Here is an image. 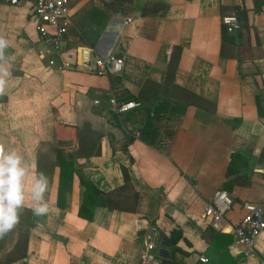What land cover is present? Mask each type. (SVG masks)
<instances>
[{
	"label": "crops",
	"instance_id": "obj_1",
	"mask_svg": "<svg viewBox=\"0 0 264 264\" xmlns=\"http://www.w3.org/2000/svg\"><path fill=\"white\" fill-rule=\"evenodd\" d=\"M34 1L0 0V144L24 161L28 220L26 238L0 239V261L23 249L11 264H138L155 228L168 241L180 231L173 252L169 241L173 264H261L264 232L249 257L231 247L242 205L264 197V0L257 12L254 0H70L60 56L35 29ZM235 6L250 30L223 33ZM107 56L123 59L120 75H96L93 60ZM61 60L75 69L57 70ZM110 95L141 106L117 114ZM149 129L153 139L141 134ZM57 152L73 163L61 196ZM235 154L248 168L227 173ZM39 172L44 215L28 195ZM81 179L103 202L82 217ZM230 184L233 206L213 223L205 205Z\"/></svg>",
	"mask_w": 264,
	"mask_h": 264
},
{
	"label": "built area",
	"instance_id": "obj_2",
	"mask_svg": "<svg viewBox=\"0 0 264 264\" xmlns=\"http://www.w3.org/2000/svg\"><path fill=\"white\" fill-rule=\"evenodd\" d=\"M26 0H9L11 5H18ZM33 16L36 19L35 29L41 39L46 41L55 55L60 56L63 51V43L69 27L70 0H35L33 4ZM221 25L226 33H237L240 25L234 15L221 17ZM94 72L98 76L120 75L124 61L115 56L99 57L92 63ZM75 63L61 60L57 64V70H74ZM111 109L117 114L134 111L141 104L136 101H119L113 96H108ZM98 104V101H95ZM233 201L230 195L223 190L216 191L210 202L205 205L204 217L213 223H218L231 210ZM245 213L233 229L234 242L231 247L236 251L238 247L243 249L244 257L253 253L255 239L264 232V197L258 203L245 202L242 205ZM160 242V233L153 228L146 234L142 241L138 264H160L157 250ZM199 261L206 262L203 257ZM264 264V261L261 262Z\"/></svg>",
	"mask_w": 264,
	"mask_h": 264
},
{
	"label": "clouds",
	"instance_id": "obj_3",
	"mask_svg": "<svg viewBox=\"0 0 264 264\" xmlns=\"http://www.w3.org/2000/svg\"><path fill=\"white\" fill-rule=\"evenodd\" d=\"M7 46L8 41L0 37V58ZM7 74V71L0 67V93L4 91V76ZM25 176L26 168L22 157L15 150L6 151L4 145L0 144V238L11 232L19 223L26 197ZM35 177L28 195L33 202V213L44 215L48 212V204L44 199L48 180L43 172L37 173Z\"/></svg>",
	"mask_w": 264,
	"mask_h": 264
},
{
	"label": "trees",
	"instance_id": "obj_4",
	"mask_svg": "<svg viewBox=\"0 0 264 264\" xmlns=\"http://www.w3.org/2000/svg\"><path fill=\"white\" fill-rule=\"evenodd\" d=\"M263 4V0H254V11H260V6ZM233 15L237 18L239 25H240V30L237 32V34L241 33L242 31L248 32L250 30V26L248 25V19H247V10L243 6H235L232 8ZM223 33H226L225 29L223 28ZM257 46V43H256ZM179 48L175 49L178 50ZM172 59L170 63L172 64ZM169 78L173 74V69L168 71ZM264 116V115H263ZM141 134H145L144 138H154L153 132L149 130L143 131ZM143 138V139H144ZM264 157V152L261 154V158ZM57 164L59 166V187H58V196H61L64 194L65 190L69 188L70 182L72 179V174H73V163H72V158L69 155L64 154L63 152H57ZM248 168V161L241 156L235 154L231 155L230 163H229V168L227 173H234V172H241L245 171ZM81 183L85 187V199L84 203L79 211V216H86L83 214L82 210L87 207H93L96 204H103V202L100 200V196L102 195L100 191H98L91 183L88 181L81 179ZM233 186V184L227 185L224 187L225 191H230V188ZM24 211L20 215V218L24 217L23 216ZM26 219V218H25ZM27 219L26 222L24 223L27 226ZM25 226V227H26ZM24 238H26L27 234L26 231L22 235ZM163 238V235H160ZM182 235L180 231H172L170 236H169V241L171 243V251L173 252L175 250V245L176 243L181 239ZM2 239V238H0ZM23 251V249H22ZM20 251V253L17 256H12L11 259H6L3 261H0V264H11L12 261H14V258H22L24 255V252ZM22 256V257H21ZM209 260L206 261V263ZM160 264H173L171 261H161Z\"/></svg>",
	"mask_w": 264,
	"mask_h": 264
},
{
	"label": "rangeland",
	"instance_id": "obj_5",
	"mask_svg": "<svg viewBox=\"0 0 264 264\" xmlns=\"http://www.w3.org/2000/svg\"><path fill=\"white\" fill-rule=\"evenodd\" d=\"M23 216L24 217H22V218L19 219V223L17 224V226L11 232L7 233V235H6L7 239L5 240V244L7 243V244L10 245L12 239L14 240L19 235H23V233H25V231H26V227L25 226L26 225L24 223L26 222V219L25 218L27 216H25L24 213H23ZM8 249L9 248L7 247L6 250L4 251L6 253V255L8 253H11L13 251V250H10L11 252H6ZM7 256L8 257H12L9 254Z\"/></svg>",
	"mask_w": 264,
	"mask_h": 264
},
{
	"label": "water",
	"instance_id": "obj_6",
	"mask_svg": "<svg viewBox=\"0 0 264 264\" xmlns=\"http://www.w3.org/2000/svg\"><path fill=\"white\" fill-rule=\"evenodd\" d=\"M161 247L159 248V250L157 251V257L161 260V261H169L171 259V255L169 252V241L166 237H163L161 239V243H160Z\"/></svg>",
	"mask_w": 264,
	"mask_h": 264
}]
</instances>
